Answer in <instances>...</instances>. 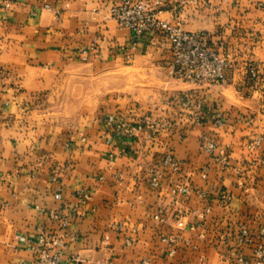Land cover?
<instances>
[{
    "label": "crops",
    "instance_id": "1",
    "mask_svg": "<svg viewBox=\"0 0 264 264\" xmlns=\"http://www.w3.org/2000/svg\"><path fill=\"white\" fill-rule=\"evenodd\" d=\"M115 1L0 7V264H35L27 242L40 230L62 233L63 221L75 241L62 264H73L70 256L77 264L251 259L264 247V0H182L180 13H159L185 31L206 32L228 53L224 81L211 86L173 79L163 40L120 29L108 14ZM251 63L257 81L247 75ZM103 78L109 104L94 118L78 126L50 121L74 114L71 101L85 114L87 98L102 99ZM182 94L189 105L169 101ZM104 115L152 125L118 139ZM203 137L213 152L201 149ZM242 228L247 237L238 243Z\"/></svg>",
    "mask_w": 264,
    "mask_h": 264
},
{
    "label": "built area",
    "instance_id": "2",
    "mask_svg": "<svg viewBox=\"0 0 264 264\" xmlns=\"http://www.w3.org/2000/svg\"><path fill=\"white\" fill-rule=\"evenodd\" d=\"M183 3L182 0H152V4L148 5L142 0H116L109 8L108 14L109 18L115 21L120 29L132 32L137 37L144 34L160 37L170 51V74L175 78L192 83L220 84L224 81L228 62L213 50L207 34L186 32L178 23H170L158 16L160 12L164 11L180 13ZM11 5L12 0H0V7L3 9L8 10ZM93 49L92 46L89 50L92 51ZM86 52L87 50L83 51L82 54ZM247 74L251 79L257 81L259 69L257 66L248 64ZM183 104L186 105V103ZM102 124L113 136L124 140L135 138L139 132L146 131L152 125L147 118H143L134 124L104 119ZM80 141L84 143L85 138L82 136ZM258 141L259 139L253 141L252 146H256ZM201 144L206 152H213L216 149L215 143L205 137L201 138ZM165 161L174 168L177 167L172 159ZM151 184L156 186V179H153ZM175 191L188 194L186 188H179ZM77 197L82 201L89 199V195L84 192L77 193ZM45 211L50 218L60 220L58 214ZM208 212V208L205 209L204 213ZM199 217L202 218L203 215ZM159 218V215L154 217L155 220L162 221ZM61 230L63 231L60 234H47L40 230L34 240L27 242V249L33 254L35 264H62L63 249L75 241V235L69 231L65 221L61 224ZM246 237L247 232L242 228L238 243H243ZM260 237L264 239V228L260 230ZM170 242L173 243V240ZM129 243L131 244V242ZM236 261L238 264H264V247L258 245L253 250L251 259L246 260L239 256ZM69 262L78 263L74 256L69 257ZM140 264H147V261L142 260Z\"/></svg>",
    "mask_w": 264,
    "mask_h": 264
},
{
    "label": "rangeland",
    "instance_id": "3",
    "mask_svg": "<svg viewBox=\"0 0 264 264\" xmlns=\"http://www.w3.org/2000/svg\"><path fill=\"white\" fill-rule=\"evenodd\" d=\"M144 3H146V4H148V5H150V4H152V2H144ZM183 6V5H182ZM175 23H178L179 25H180V27L182 28V26H181V22L180 21H178L177 19H176V22ZM175 23H173V24H175ZM183 29V28H182ZM184 30V29H183ZM185 31V30H184ZM186 32H189V31H186ZM198 32H203V33H206V32H204V31H198ZM207 34V33H206ZM207 36H208V39H209V41H210V45L212 46V48H213V50L215 51V52H217L219 55H221L222 57H224L226 60H227V62H228V67H227V69H226V71L228 70V68H229V65H230V63H229V55H228V53L225 51V50H222L221 49V47H219V48H216L214 45H213V43L211 42V40H210V37H209V35L207 34ZM158 37V36H157ZM164 45L166 46V47H168L167 46V44L166 43H164ZM169 63H171V58H170V62ZM252 64V63H251ZM253 66H256V65H254V64H252ZM170 66V65H169ZM246 69H247V67H246ZM169 73H170V67H169ZM226 73V72H225ZM248 75V74H247ZM170 76L173 78V79H175V80H178V81H181V82H185V81H183V80H180V79H178V78H175L174 76H172L171 74H170ZM251 80H253V79H251ZM254 81V80H253ZM185 83H192V82H185ZM193 84H198V85H210L211 86V84H207V83H193ZM220 84H222V83H220ZM220 84H217V85H220ZM213 85H215V84H213ZM91 87L92 88H94L95 86H94V84H91ZM110 83L107 81V80H105L104 78H103V80H102V83H101V91H102V93H101V98L102 99H89V98H87L86 99V104H85V114H78V103L77 102H73V101H71V104H70V106H71V108H68V110L70 111H75V113L73 114H68V113H63V114H54V115H50V116H48V118L50 119V121L51 120H53L54 122H56V121H58L59 123H61V124H63V125H66V126H71V125H74V126H78V125H80V124H83V123H85L87 120H89L90 118H94L96 115L95 114H97L98 113V111H100V109L102 110V108H105L106 106H108V104H109V100L107 99V98H104V96L105 95H107V97H108V94H109V90H110ZM183 96V97H182ZM182 96H179L178 98L176 97V99L174 98V100L173 99H170L169 101H172V102H175V103H177L179 100V102L177 103L179 106H181V107H185V106H187V105H189L190 103H191V98L188 96V95H184V94H182ZM181 98H182V100H181ZM56 103V102H55ZM65 104V103H69V102H67L66 100H63V99H60L59 101H58V104L59 105H61L62 106V104ZM183 103H186V105H184ZM101 112V111H100ZM101 114V113H100ZM98 116V115H97ZM101 116V115H100ZM102 123H103V120L104 119H111L109 116H106V115H104L102 118ZM111 120H116V119H111ZM116 121H119V122H123V121H121V120H116ZM123 123H127V122H123ZM138 123V122H137ZM128 124V123H127ZM144 132V131H143ZM200 146H201V149H203V146H202V144H200ZM203 151L205 152V150L203 149Z\"/></svg>",
    "mask_w": 264,
    "mask_h": 264
}]
</instances>
